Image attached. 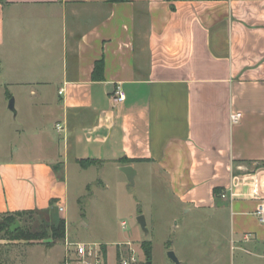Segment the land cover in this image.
<instances>
[{
  "label": "crops",
  "instance_id": "0c3cea01",
  "mask_svg": "<svg viewBox=\"0 0 264 264\" xmlns=\"http://www.w3.org/2000/svg\"><path fill=\"white\" fill-rule=\"evenodd\" d=\"M2 61L62 129L0 160V215L70 233L71 166L130 165L181 211L226 212L230 248L264 250V0H0Z\"/></svg>",
  "mask_w": 264,
  "mask_h": 264
},
{
  "label": "rangeland",
  "instance_id": "374dc122",
  "mask_svg": "<svg viewBox=\"0 0 264 264\" xmlns=\"http://www.w3.org/2000/svg\"><path fill=\"white\" fill-rule=\"evenodd\" d=\"M11 68L14 66L0 62V160L17 148L21 154L35 155L42 137H60L49 105L41 103L30 87L14 82ZM12 97L15 111L9 107ZM145 173L141 170L131 185L127 175L114 165L89 170L72 165L67 208L72 237L105 242L111 257L116 242L131 240L139 249L150 240L152 264H178L169 256L170 251L180 264H264V250L248 254L230 248L226 212L181 211L157 178ZM141 214L147 221V233L138 222ZM44 221L31 213L0 215V264H62L67 254V228L61 239H55L43 234L40 224ZM17 223L19 228L11 232ZM216 246L222 251L215 250Z\"/></svg>",
  "mask_w": 264,
  "mask_h": 264
},
{
  "label": "built area",
  "instance_id": "2783aa9c",
  "mask_svg": "<svg viewBox=\"0 0 264 264\" xmlns=\"http://www.w3.org/2000/svg\"><path fill=\"white\" fill-rule=\"evenodd\" d=\"M125 98V92L119 86L115 91V99L121 102ZM240 117L241 114L239 113L233 114L232 120L237 121ZM56 127L58 130L62 129L61 124H57ZM252 182L251 195L254 198L262 200V203L256 209V214L260 221L264 222V198L261 192V179L256 176ZM221 196L226 197L227 194L223 192ZM64 244L67 248V254L62 264H149V261L142 254V251L137 249L131 241L115 244L112 257L106 243L77 240L68 231Z\"/></svg>",
  "mask_w": 264,
  "mask_h": 264
},
{
  "label": "trees",
  "instance_id": "16d2710c",
  "mask_svg": "<svg viewBox=\"0 0 264 264\" xmlns=\"http://www.w3.org/2000/svg\"><path fill=\"white\" fill-rule=\"evenodd\" d=\"M24 213H31V214H36L35 212L32 211H26V212H17V213H13V215H21ZM45 221L43 224H40V227L43 228V234L44 235H50L52 237H54L55 239L57 238H62L65 234V230H66V221L64 219H58L55 217H50V218H46V217H42ZM41 229V228H40ZM11 232H14L11 230ZM143 252L144 255L146 257V259L148 261L152 260V242L150 240H146L143 243Z\"/></svg>",
  "mask_w": 264,
  "mask_h": 264
},
{
  "label": "water",
  "instance_id": "95a60500",
  "mask_svg": "<svg viewBox=\"0 0 264 264\" xmlns=\"http://www.w3.org/2000/svg\"><path fill=\"white\" fill-rule=\"evenodd\" d=\"M9 107L15 111V99L12 97L10 99V102H9ZM121 170L127 175L128 179L130 180V183L131 185H134L135 184V176H136V170L130 166V165H126V166H122L121 167ZM138 222L140 224V226L142 227V229L144 230V232H148V228H147V221H146V218H145V215L141 214L139 217H138ZM19 228V223H17L16 225H13L11 226V230L12 231H16L17 229ZM169 256L174 260L176 261L178 264H180L176 254L174 251H170L169 252ZM149 264H151V261H149Z\"/></svg>",
  "mask_w": 264,
  "mask_h": 264
}]
</instances>
